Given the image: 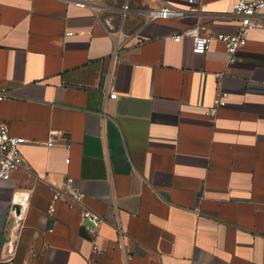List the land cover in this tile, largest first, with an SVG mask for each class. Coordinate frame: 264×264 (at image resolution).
<instances>
[{
	"label": "crops",
	"instance_id": "1",
	"mask_svg": "<svg viewBox=\"0 0 264 264\" xmlns=\"http://www.w3.org/2000/svg\"><path fill=\"white\" fill-rule=\"evenodd\" d=\"M163 1L188 12L144 21L157 2L129 0L121 21L70 0H0V87L13 95L0 124L25 139L0 179V264L9 238L7 264H264V28L231 62L217 40L195 54L172 35L197 23L233 33L235 0H204L202 12ZM219 90L226 104L209 119ZM65 177L105 219L95 239L65 199L46 213Z\"/></svg>",
	"mask_w": 264,
	"mask_h": 264
},
{
	"label": "built area",
	"instance_id": "2",
	"mask_svg": "<svg viewBox=\"0 0 264 264\" xmlns=\"http://www.w3.org/2000/svg\"><path fill=\"white\" fill-rule=\"evenodd\" d=\"M157 2L153 6H148L141 9L144 21H156L163 19H180L186 15L187 10L170 5L163 0H151ZM190 5L196 7L198 12H202L205 8L204 0H186ZM71 3L80 8H88L94 12L98 11L99 15L104 13L117 12L120 20L123 21L128 17L131 12L129 0H123L119 7L116 8L111 0H96V1H83V0H70ZM264 8V0H235L231 14L237 19L238 25L233 33H218L210 34L207 32L206 25L197 23L195 25L183 28L179 33L172 35L173 41H179L181 38L186 37L192 41V52L195 54H203L208 49L212 40L221 41L224 45V51L229 62L233 61L236 52L246 43L248 31L252 28H264V22L254 18L255 15L260 13ZM102 24L109 30L113 29L112 18L106 16ZM67 34H71L68 32ZM117 44L112 52V59L115 58L117 53ZM217 77V84L220 85L221 73L215 74ZM13 97L12 93L7 87H0V101L8 100ZM108 97L116 99L117 93L112 88L109 89ZM227 92L220 91L213 98L211 105L206 109L205 115L209 119H214L217 111L221 106L226 104ZM25 139L20 136L10 135L7 125L0 124V179H9L15 169L22 163V155L19 150L20 144L24 143ZM53 141L49 139L47 146H52ZM69 158L65 159L68 164ZM65 199V206L69 210L78 209L80 214V222L84 224L88 221L92 229L89 231L90 239H95L96 229L105 221L104 217L97 214L86 207L84 203L85 193H83L77 186L74 185L71 177H65L59 186L51 187V198L48 203L46 213L51 216L56 208V203ZM119 246L123 247L122 241L125 238V231L117 226L116 227ZM94 251L98 250L96 244L93 245ZM125 260H131L129 251H125ZM14 254V238H9L6 241L5 256L2 258V264H7Z\"/></svg>",
	"mask_w": 264,
	"mask_h": 264
},
{
	"label": "water",
	"instance_id": "3",
	"mask_svg": "<svg viewBox=\"0 0 264 264\" xmlns=\"http://www.w3.org/2000/svg\"><path fill=\"white\" fill-rule=\"evenodd\" d=\"M80 231H81V233H82V234H84V235H85V234H86V229H85V226L81 227V230H80Z\"/></svg>",
	"mask_w": 264,
	"mask_h": 264
}]
</instances>
